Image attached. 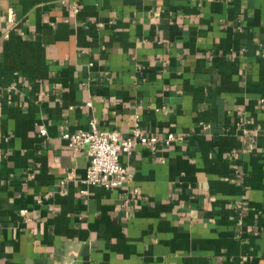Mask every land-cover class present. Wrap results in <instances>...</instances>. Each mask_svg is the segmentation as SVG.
<instances>
[{"label": "crops", "instance_id": "crops-1", "mask_svg": "<svg viewBox=\"0 0 264 264\" xmlns=\"http://www.w3.org/2000/svg\"><path fill=\"white\" fill-rule=\"evenodd\" d=\"M262 97L264 0H0V264H264ZM92 119L183 140L91 186Z\"/></svg>", "mask_w": 264, "mask_h": 264}, {"label": "built area", "instance_id": "built-area-1", "mask_svg": "<svg viewBox=\"0 0 264 264\" xmlns=\"http://www.w3.org/2000/svg\"><path fill=\"white\" fill-rule=\"evenodd\" d=\"M74 7L77 10L75 4ZM9 19L15 20L14 12L10 13ZM7 36L9 34H6ZM261 102L264 104V97L261 98ZM40 134H47V129L41 128ZM61 137L67 140L74 151L86 150L89 158L84 178L86 184L91 186L103 184L110 188H119L133 178L128 166L121 162V153L132 154L140 142L155 147L158 144L170 146L183 140V137L175 132H169L164 136L146 134L138 123L124 135L119 130L101 128L96 119L90 121L89 128L65 130ZM21 213H28V209L23 208Z\"/></svg>", "mask_w": 264, "mask_h": 264}]
</instances>
